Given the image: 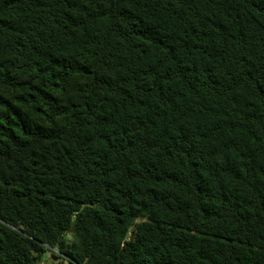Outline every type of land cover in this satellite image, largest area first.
<instances>
[{"label": "trees", "instance_id": "16d2710c", "mask_svg": "<svg viewBox=\"0 0 264 264\" xmlns=\"http://www.w3.org/2000/svg\"><path fill=\"white\" fill-rule=\"evenodd\" d=\"M264 264V0H0V264Z\"/></svg>", "mask_w": 264, "mask_h": 264}, {"label": "rangeland", "instance_id": "374dc122", "mask_svg": "<svg viewBox=\"0 0 264 264\" xmlns=\"http://www.w3.org/2000/svg\"><path fill=\"white\" fill-rule=\"evenodd\" d=\"M56 262L60 263L62 261L52 257L51 254L46 253V255H45V257H44V259H43L41 264H56ZM62 263H64V262H62Z\"/></svg>", "mask_w": 264, "mask_h": 264}]
</instances>
